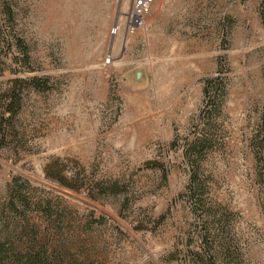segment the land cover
<instances>
[{
  "label": "rangeland",
  "instance_id": "374dc122",
  "mask_svg": "<svg viewBox=\"0 0 264 264\" xmlns=\"http://www.w3.org/2000/svg\"><path fill=\"white\" fill-rule=\"evenodd\" d=\"M133 3L0 0V264H264V0Z\"/></svg>",
  "mask_w": 264,
  "mask_h": 264
},
{
  "label": "trees",
  "instance_id": "16d2710c",
  "mask_svg": "<svg viewBox=\"0 0 264 264\" xmlns=\"http://www.w3.org/2000/svg\"><path fill=\"white\" fill-rule=\"evenodd\" d=\"M11 12L8 13V16L11 18ZM18 42V48L21 49V53L23 54V63L27 64L29 63V50L26 45L22 43V41L17 40ZM35 82H38L37 79H33ZM27 83V79L20 78V79H14L12 80L11 88L7 92V97L10 99V103L5 109V112L1 115V120L5 121L4 117L7 113L10 114V117L7 119L8 121L13 119V116L16 114V112L20 108V102H21V92L20 87L23 86V84ZM227 233L226 225L224 224V262L228 263V259L231 257V251L230 246L228 243H226L227 239L225 237ZM207 244V243H206ZM2 253V250L0 249V255ZM13 261L15 264H47V261L43 258L42 254L39 251L29 250L26 253L23 252H13ZM207 261H204V264H216L215 257L213 255L209 256L207 258Z\"/></svg>",
  "mask_w": 264,
  "mask_h": 264
},
{
  "label": "built area",
  "instance_id": "2783aa9c",
  "mask_svg": "<svg viewBox=\"0 0 264 264\" xmlns=\"http://www.w3.org/2000/svg\"><path fill=\"white\" fill-rule=\"evenodd\" d=\"M154 2L155 0H134L131 12L127 17L128 28L131 33L143 28L146 16L150 12Z\"/></svg>",
  "mask_w": 264,
  "mask_h": 264
},
{
  "label": "water",
  "instance_id": "95a60500",
  "mask_svg": "<svg viewBox=\"0 0 264 264\" xmlns=\"http://www.w3.org/2000/svg\"><path fill=\"white\" fill-rule=\"evenodd\" d=\"M138 76H140V74Z\"/></svg>",
  "mask_w": 264,
  "mask_h": 264
}]
</instances>
